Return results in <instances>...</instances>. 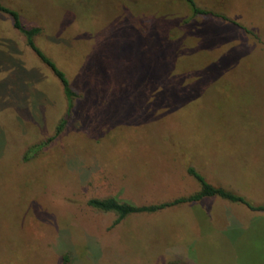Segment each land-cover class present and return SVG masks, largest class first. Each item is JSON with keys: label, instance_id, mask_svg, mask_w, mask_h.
<instances>
[{"label": "rangeland", "instance_id": "rangeland-1", "mask_svg": "<svg viewBox=\"0 0 264 264\" xmlns=\"http://www.w3.org/2000/svg\"><path fill=\"white\" fill-rule=\"evenodd\" d=\"M0 0V264H264V0ZM51 138V139H50ZM260 211V210H257ZM236 213V214H235ZM260 214V213H259ZM263 216V217H262ZM243 226L236 230L234 226Z\"/></svg>", "mask_w": 264, "mask_h": 264}, {"label": "trees", "instance_id": "trees-1", "mask_svg": "<svg viewBox=\"0 0 264 264\" xmlns=\"http://www.w3.org/2000/svg\"><path fill=\"white\" fill-rule=\"evenodd\" d=\"M186 4L191 9L192 15L206 14L207 11L198 7L194 0H184ZM0 11L8 14L12 19L13 27L22 33L25 37L26 44L32 49L36 56L45 63L53 74L58 78L62 85L63 93L67 100V109L65 112V117H63L58 123L53 136H56L61 131L64 123L66 122V117L70 115L73 99L76 97V93L72 90L70 83L65 76L64 72L60 70L55 63L49 59L35 44L34 36L40 31L38 27H27L24 25L17 11L7 8L0 4ZM51 139V138H50ZM187 172L189 175L194 177L200 185V188L195 193L189 196L178 197L168 202L153 203L148 205H134L126 201H119L116 197L107 198H90L87 204L100 211H112L116 214V218L113 225L119 223L124 217L134 213H153L164 208L192 201H199L205 197L218 196L222 199H226L232 202H242L252 210H264V205L254 206L249 204L245 199L223 187L214 186L208 183L205 178L198 173L193 167H188Z\"/></svg>", "mask_w": 264, "mask_h": 264}, {"label": "crops", "instance_id": "crops-1", "mask_svg": "<svg viewBox=\"0 0 264 264\" xmlns=\"http://www.w3.org/2000/svg\"><path fill=\"white\" fill-rule=\"evenodd\" d=\"M248 211H249L248 213H250L249 214L250 215V222H253L255 220V219H253L255 214H258L257 216L264 215V210L257 211V210L248 209ZM235 225H237V223ZM234 227L236 230H240V228H242L243 226L237 225V227L236 226H234Z\"/></svg>", "mask_w": 264, "mask_h": 264}]
</instances>
